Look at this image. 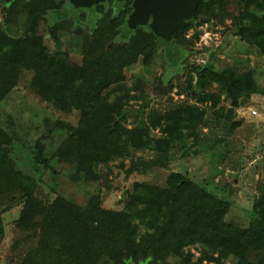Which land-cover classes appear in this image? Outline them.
<instances>
[{
  "label": "trees",
  "instance_id": "trees-1",
  "mask_svg": "<svg viewBox=\"0 0 264 264\" xmlns=\"http://www.w3.org/2000/svg\"><path fill=\"white\" fill-rule=\"evenodd\" d=\"M65 1L0 0L9 12L20 7L28 15L21 35L14 36L0 26V103L27 69L34 74L33 89L43 99L59 110L79 112L75 126L56 122L68 133L55 152L76 165L78 177L99 180L102 164L118 159L131 160L129 172L143 165H166L171 153L176 152V144L186 148L192 136L198 137L208 108L181 102L167 112L157 113L155 104L150 103L152 93L144 90L142 80L138 84L127 83L126 71L132 66L139 62L150 65L158 51L166 57L165 46L147 27H138L125 37L121 35L133 9L132 0H126L120 8L114 0L99 4L97 15L89 23L87 13L83 12L80 18L58 19L49 26L47 36L57 44L63 31L82 37L81 63L68 62L67 53L61 56L59 51L52 52L37 27L52 12L62 9ZM240 1L238 14L229 12L232 32L246 45L264 53V0ZM227 2H201L194 22L182 21L177 25L175 42L193 51L202 32L198 27L208 22L212 28L213 18L223 21L218 13H228L224 9ZM192 29L194 33L188 36ZM203 49L195 51H207ZM186 68L187 89H191L196 76L198 85L216 83L225 90L231 100L230 108L214 111L232 127L240 123L233 119L241 101L261 92L254 70L220 71L212 64ZM201 97L212 100L214 95L203 93ZM140 99L143 103L139 114L128 125V105ZM217 103L214 100L213 106ZM148 107L152 113L146 116ZM157 128L161 132L158 136L152 134ZM15 138L0 124V194L22 199L27 214L19 218L17 227L29 231L30 238L37 240L20 264H171L168 256L179 259V264H225L238 248L242 250L237 264H264V191L254 203L248 227L228 221L231 201L183 171H171L164 184L134 182L127 191L123 209L105 208L99 195L90 196L82 205L56 193L46 203L37 194L36 178L18 168L11 156ZM137 151H152L155 156L135 158ZM34 156L39 162L44 161L40 142ZM52 172L56 173L53 168ZM3 236L0 219V239ZM194 245L200 247L195 260L190 250Z\"/></svg>",
  "mask_w": 264,
  "mask_h": 264
},
{
  "label": "rangeland",
  "instance_id": "rangeland-1",
  "mask_svg": "<svg viewBox=\"0 0 264 264\" xmlns=\"http://www.w3.org/2000/svg\"><path fill=\"white\" fill-rule=\"evenodd\" d=\"M240 5V0H228L224 6L228 13H218L219 18L224 17V20L213 18V27L208 26L212 32L208 44L201 40L204 31L199 26L198 30L202 32L194 50H189L175 69L166 68L167 58L162 51H158L150 65L139 62L126 71L128 84H138L142 80L144 90L152 93L150 103L155 104L157 113L167 112L181 102L208 108L198 137L192 136L186 148L176 144V152L171 153L166 165H143L129 172L132 169L131 160L118 159L107 165L102 164L99 180L86 178L85 175L76 176V165L55 154L68 133L66 128H60L56 122L61 120L75 126L80 114L77 111L59 110L43 99L32 87L33 72L23 70L18 85L0 103V124L15 135L10 147L11 156L18 168L36 178L38 196L47 203L52 201L56 193H60L84 205L90 196L99 195L105 208L123 209L127 191L132 189L134 182L164 184L171 171H183L221 198L231 201L228 221L248 227L254 203L264 191V53L257 47L246 45L232 32L230 26L233 23L229 12L238 14ZM54 14L52 12L47 20L39 23L38 33L44 36L52 52L59 51L61 56L67 53L68 62L81 63L83 53L80 35L63 31L60 44L47 36L49 26L59 19ZM57 15L63 16V13ZM26 16L20 7L9 12L0 3V26L5 27L10 34H23ZM122 32L123 29L121 35ZM193 33L192 29L187 35ZM203 48H207V51H195ZM197 64H212L220 71L227 68H236L239 72L255 71L261 92L244 98L236 108L233 121L239 120L238 126L232 127L231 123L215 115L214 110L224 112L231 106L230 98L218 84L203 87L198 85L197 77L194 76L191 85L193 92L185 86L189 72L186 67ZM169 72L171 76L167 74ZM160 80L163 81L162 86L159 85ZM134 92L142 94V91ZM203 93H211L214 98L204 100L201 97ZM214 100L218 102L216 107L213 106ZM141 102L142 99L132 100L128 105V125L136 120ZM252 109H257L258 115H253ZM145 111L146 116L152 113L150 107ZM160 133L159 128L152 130L154 135ZM38 142L43 146V162L34 156ZM88 143H92V140H88ZM134 155L135 158L149 159L155 153L137 151ZM14 197L0 194V219L4 226V236L0 239V264H20L27 250L37 241L36 238H30L29 231L17 227L19 218L27 213L23 210L22 199ZM190 250L195 260L200 255L199 245L191 246ZM241 250L238 248L225 264H237ZM168 260L171 264H179L176 257L168 256Z\"/></svg>",
  "mask_w": 264,
  "mask_h": 264
},
{
  "label": "water",
  "instance_id": "water-1",
  "mask_svg": "<svg viewBox=\"0 0 264 264\" xmlns=\"http://www.w3.org/2000/svg\"><path fill=\"white\" fill-rule=\"evenodd\" d=\"M124 0H115L121 4ZM206 0H133L132 11L122 26L123 36H127L138 27H147L154 31L165 46L168 69H175L185 58L188 50L179 46L174 39L175 29L182 21L196 20V10ZM107 0H66L62 9L54 11L59 19L79 17L81 10L89 16L97 11L99 4ZM63 13V16L57 15ZM177 150H179L177 146Z\"/></svg>",
  "mask_w": 264,
  "mask_h": 264
},
{
  "label": "built area",
  "instance_id": "built-area-1",
  "mask_svg": "<svg viewBox=\"0 0 264 264\" xmlns=\"http://www.w3.org/2000/svg\"><path fill=\"white\" fill-rule=\"evenodd\" d=\"M208 26H209L208 22L201 26V28L204 31L203 34L201 35V40L204 41L206 44H208L209 39L210 40L212 39V32L208 30L209 28ZM251 113L253 115H258L259 111L257 109H252Z\"/></svg>",
  "mask_w": 264,
  "mask_h": 264
},
{
  "label": "flooded vegetation",
  "instance_id": "flooded-vegetation-1",
  "mask_svg": "<svg viewBox=\"0 0 264 264\" xmlns=\"http://www.w3.org/2000/svg\"><path fill=\"white\" fill-rule=\"evenodd\" d=\"M125 1H126V0H124L121 4H116V2H115V0H114V4H115V6H117L118 8H120V7H123V4L125 3ZM132 2H133V0H132ZM107 3H108V2H107ZM97 7H98V6H97ZM83 12L87 13V17H88V22H87V23H89L91 20H92V21L94 20L95 16H96L97 13H98V8H97V11H96L95 13H92L91 16H89V14H88V12H87L86 10H81L80 13H79V16H80L81 13H83ZM73 17H74V16H73ZM166 68H168V67H166ZM167 74L171 76V73H170V72L167 73ZM162 85H163V81H162V83H161L160 86H162Z\"/></svg>",
  "mask_w": 264,
  "mask_h": 264
}]
</instances>
